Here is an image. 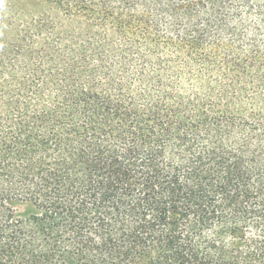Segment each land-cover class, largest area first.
<instances>
[{"label": "trees", "instance_id": "obj_1", "mask_svg": "<svg viewBox=\"0 0 264 264\" xmlns=\"http://www.w3.org/2000/svg\"><path fill=\"white\" fill-rule=\"evenodd\" d=\"M0 264H264V0H0Z\"/></svg>", "mask_w": 264, "mask_h": 264}, {"label": "rangeland", "instance_id": "obj_2", "mask_svg": "<svg viewBox=\"0 0 264 264\" xmlns=\"http://www.w3.org/2000/svg\"><path fill=\"white\" fill-rule=\"evenodd\" d=\"M24 3H25L24 4L25 8H27L28 10H31V11L36 12V11H40L42 9V6L38 5L35 2H24ZM16 213H17L18 217L25 218L26 216H28L30 214L29 206L18 204L16 206Z\"/></svg>", "mask_w": 264, "mask_h": 264}]
</instances>
